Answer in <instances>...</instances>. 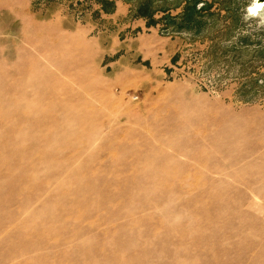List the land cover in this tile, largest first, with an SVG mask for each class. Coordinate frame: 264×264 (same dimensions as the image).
<instances>
[{
  "label": "rangeland",
  "instance_id": "374dc122",
  "mask_svg": "<svg viewBox=\"0 0 264 264\" xmlns=\"http://www.w3.org/2000/svg\"><path fill=\"white\" fill-rule=\"evenodd\" d=\"M103 1L0 0V264H264V10Z\"/></svg>",
  "mask_w": 264,
  "mask_h": 264
},
{
  "label": "trees",
  "instance_id": "16d2710c",
  "mask_svg": "<svg viewBox=\"0 0 264 264\" xmlns=\"http://www.w3.org/2000/svg\"><path fill=\"white\" fill-rule=\"evenodd\" d=\"M100 2L103 3H107L104 2L103 0H98ZM199 4H202L200 7H198ZM149 4H143L141 6V8L138 10L139 11V15L141 16H146V17H151V7H149ZM207 9H209V7H207L206 5V0H188L187 6L184 8L185 14L183 13L184 16H186V13L191 12V13H200L201 11H206ZM189 16V15H188ZM190 17V16H189Z\"/></svg>",
  "mask_w": 264,
  "mask_h": 264
},
{
  "label": "water",
  "instance_id": "95a60500",
  "mask_svg": "<svg viewBox=\"0 0 264 264\" xmlns=\"http://www.w3.org/2000/svg\"><path fill=\"white\" fill-rule=\"evenodd\" d=\"M255 4H258V6L256 7V9H254V11H252L253 6H254ZM263 8H264V0H254L252 6H250V7L248 8V11H250L251 13H258L259 10H261V9H263Z\"/></svg>",
  "mask_w": 264,
  "mask_h": 264
},
{
  "label": "bare ground",
  "instance_id": "6f19581e",
  "mask_svg": "<svg viewBox=\"0 0 264 264\" xmlns=\"http://www.w3.org/2000/svg\"><path fill=\"white\" fill-rule=\"evenodd\" d=\"M258 6V4H255L254 6H253V9H252V11H254V9H256V7ZM263 10H264V8H263ZM262 15V14H261ZM260 19V18H259ZM258 22H260V21H258Z\"/></svg>",
  "mask_w": 264,
  "mask_h": 264
}]
</instances>
